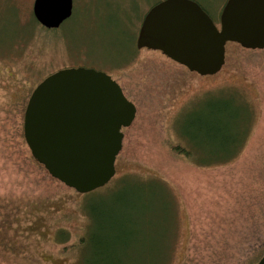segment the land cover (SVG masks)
Masks as SVG:
<instances>
[{"label":"rangeland","instance_id":"rangeland-1","mask_svg":"<svg viewBox=\"0 0 264 264\" xmlns=\"http://www.w3.org/2000/svg\"><path fill=\"white\" fill-rule=\"evenodd\" d=\"M73 1L72 16L47 29L34 0H0V213L11 221L0 264L245 263L264 247V49L229 42L222 69L200 75L137 45L164 0ZM194 1L220 25L227 0ZM79 66L111 75L137 107L116 175L84 194L31 159L22 128L37 84ZM247 131L237 157L218 164Z\"/></svg>","mask_w":264,"mask_h":264},{"label":"water","instance_id":"water-1","mask_svg":"<svg viewBox=\"0 0 264 264\" xmlns=\"http://www.w3.org/2000/svg\"><path fill=\"white\" fill-rule=\"evenodd\" d=\"M73 0H34L33 14L47 29L73 14ZM229 42L264 49V0H227L220 25L194 0H164L149 9L139 29V48L157 49L200 75L226 63ZM137 107L111 75L84 66L47 75L31 92L24 138L51 177L79 193L107 185L116 175L123 127ZM255 264H264V256Z\"/></svg>","mask_w":264,"mask_h":264},{"label":"trees","instance_id":"trees-1","mask_svg":"<svg viewBox=\"0 0 264 264\" xmlns=\"http://www.w3.org/2000/svg\"><path fill=\"white\" fill-rule=\"evenodd\" d=\"M27 102H28V99L25 100V103H24V106H23V111H22V128H23V130H24V113H25V109H26ZM247 134H248V131H247L246 134H243V135L240 136L241 139L240 138L239 139H236V138L233 139L232 138L231 140H228V141L231 142V144H234L235 145V148H234V150L232 152H230V155L229 156H227L225 159H222V161L218 162V164H220V163H227V162H229V161H231V160H233L234 158L237 157L239 151H241V149H242V147L244 145V142L246 140ZM169 147H170L171 151L174 152L175 154L183 155V156H185L187 158H191L192 156H194L193 149L192 148H189V147H187V146H185V145H183L181 143L169 142ZM31 159L34 162H36L39 166H41L47 172V170L45 169V167L43 165H41L40 163H38L35 160V158L32 156V154H31ZM199 164H201V165H210V164L201 163V162H199ZM0 211H2V209H0ZM6 213L4 215H2V213H0V219H1L0 220V228H2V229L5 228V226L7 224H10L11 223V221L7 219L8 218V214H6ZM91 214H92V216H91ZM98 214L101 216L103 213L102 212L100 213V211H99ZM88 215L90 217V220H91V218L93 219V216H95V218H96V216H98L97 214H95V211L92 213L90 211V209H89V214ZM7 229H8V227H7ZM90 239L92 241L93 238H90ZM90 239H89V241H90ZM93 240L95 241L96 239H93ZM85 241H86V239L84 237H82L80 239V244L85 243ZM99 242H100V240H98V243ZM102 242H104V241L101 240V243ZM263 256H264V247L261 248V249H259V250H257V252L254 255H251L247 259V261L245 263H243V264H255Z\"/></svg>","mask_w":264,"mask_h":264},{"label":"flooded vegetation","instance_id":"flooded-vegetation-1","mask_svg":"<svg viewBox=\"0 0 264 264\" xmlns=\"http://www.w3.org/2000/svg\"><path fill=\"white\" fill-rule=\"evenodd\" d=\"M116 81H117V80H116ZM117 82H118V81H117ZM118 83H119V82H118ZM119 84L121 85V87H122V89H123V92H124V88H123L122 84H121V83H119ZM125 95H126V94H125ZM125 128H126V127H123V128H122V132H123V133H124ZM124 136H125V133H124Z\"/></svg>","mask_w":264,"mask_h":264}]
</instances>
